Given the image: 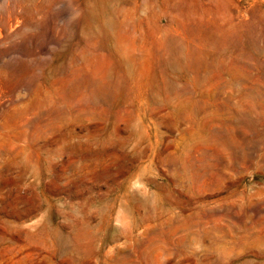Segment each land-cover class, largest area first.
Returning a JSON list of instances; mask_svg holds the SVG:
<instances>
[{
  "label": "rangeland",
  "instance_id": "obj_1",
  "mask_svg": "<svg viewBox=\"0 0 264 264\" xmlns=\"http://www.w3.org/2000/svg\"><path fill=\"white\" fill-rule=\"evenodd\" d=\"M212 9L0 0V264H264V0Z\"/></svg>",
  "mask_w": 264,
  "mask_h": 264
},
{
  "label": "bare ground",
  "instance_id": "obj_2",
  "mask_svg": "<svg viewBox=\"0 0 264 264\" xmlns=\"http://www.w3.org/2000/svg\"><path fill=\"white\" fill-rule=\"evenodd\" d=\"M126 1L127 2L129 1L133 4L136 2V0H126ZM149 1L159 3L162 6V10L164 11V13L167 12V13L172 14L171 19H169L170 22H171V20H174V18H176L177 15L180 16L182 14L183 15L185 14V15L201 16L202 14H205L208 10H210L212 8L217 11L218 18L226 19L225 18L227 16V14H226L227 9L226 8L228 5V2H230V0H208V2H203L202 0H149ZM212 10H211V12H212ZM135 31H139V29H135L134 31L128 30L125 28L124 29H118L116 36L119 38L137 37L139 35V33L135 34L134 33ZM82 231H83V229H82ZM79 234H80V232H79Z\"/></svg>",
  "mask_w": 264,
  "mask_h": 264
}]
</instances>
